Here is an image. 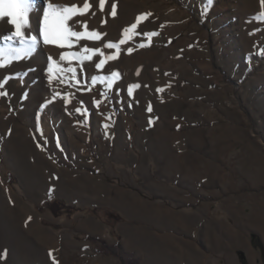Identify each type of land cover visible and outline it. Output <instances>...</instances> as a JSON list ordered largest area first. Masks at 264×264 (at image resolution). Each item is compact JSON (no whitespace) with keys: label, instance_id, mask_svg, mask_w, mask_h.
Listing matches in <instances>:
<instances>
[{"label":"rangeland","instance_id":"rangeland-1","mask_svg":"<svg viewBox=\"0 0 264 264\" xmlns=\"http://www.w3.org/2000/svg\"><path fill=\"white\" fill-rule=\"evenodd\" d=\"M88 2L75 78L51 45L0 69V264H264V4Z\"/></svg>","mask_w":264,"mask_h":264},{"label":"snow or ice","instance_id":"snow-or-ice-1","mask_svg":"<svg viewBox=\"0 0 264 264\" xmlns=\"http://www.w3.org/2000/svg\"><path fill=\"white\" fill-rule=\"evenodd\" d=\"M38 3L39 0H0V22H3L7 18V23L12 28L7 35L3 36L4 45H0V69L8 67L13 62H18L22 59H31L40 47L51 45L67 49V51L61 53L58 62L49 56V66L47 67L49 79L53 78L54 69L61 82H63L68 74H71L75 78L77 69L75 67H68V64L78 62L82 65L85 61L93 60V55H89V53L102 54L97 48L79 45V41L81 40L98 41L104 35L98 31L88 29L86 22H77L75 19L78 16L85 15L91 5L88 0H84L82 5L75 3L57 4L53 3V0H45L46 6L41 10L38 7ZM105 3L106 0H99L101 10L104 8ZM261 3L264 4V0H261ZM41 11L39 31L34 32L31 17ZM116 14V5L112 4L111 15L115 17ZM261 17L264 18V13L261 14ZM130 27L135 29L137 24H132ZM78 28L81 30H77ZM145 35L153 36L155 33H145ZM120 43L122 44L124 41H120ZM143 46L142 44L141 47ZM106 47L119 51V44L114 42H108ZM128 51L131 52V49ZM261 54L264 55V51ZM116 58L115 56H108L109 60ZM104 63L105 60L101 59L95 64V67L100 69ZM16 75H27V72L17 73ZM111 75L116 76L118 73L113 72ZM12 78V76L0 78V87ZM96 79L97 77H92L93 82ZM133 87H139V85H134ZM128 91L131 94L132 88L130 87ZM7 95L6 91H0V96ZM56 96H59V93H56ZM149 110L151 109L149 108Z\"/></svg>","mask_w":264,"mask_h":264},{"label":"trees","instance_id":"trees-1","mask_svg":"<svg viewBox=\"0 0 264 264\" xmlns=\"http://www.w3.org/2000/svg\"><path fill=\"white\" fill-rule=\"evenodd\" d=\"M48 205H49V207L52 209V211H53L56 215H58V214H59L61 211H63V210H65V211H67V212H71V211H73V209H74V208L68 206L67 204H65L64 202H61V201H59V200H57V199H54V198H51V199L48 201ZM86 237L89 238V239H94V238H92V237H90V236H86ZM251 237H252V241H253L254 245H255L256 247H258V248L261 250V252H262V257H263V259H264V247H263L262 243L259 241L258 236H257L256 234H252ZM243 259H244V258H243ZM127 264H132V262L127 263Z\"/></svg>","mask_w":264,"mask_h":264},{"label":"bare ground","instance_id":"bare-ground-1","mask_svg":"<svg viewBox=\"0 0 264 264\" xmlns=\"http://www.w3.org/2000/svg\"><path fill=\"white\" fill-rule=\"evenodd\" d=\"M13 127V126H12ZM14 129V128H13Z\"/></svg>","mask_w":264,"mask_h":264}]
</instances>
